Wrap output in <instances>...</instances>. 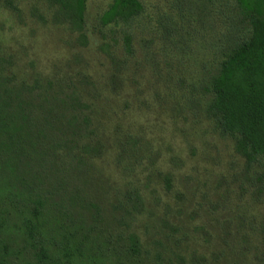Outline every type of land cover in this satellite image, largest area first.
<instances>
[{
  "label": "rangeland",
  "instance_id": "1",
  "mask_svg": "<svg viewBox=\"0 0 264 264\" xmlns=\"http://www.w3.org/2000/svg\"><path fill=\"white\" fill-rule=\"evenodd\" d=\"M112 2L86 0L81 31L56 21L53 0L0 4V60L18 82L81 89L105 148L43 178L61 188L41 239L61 255L67 227L70 264H264V179L207 119L198 89L239 21L234 0H141L134 18L103 24ZM4 182L10 262L32 264L24 216L5 198L22 186Z\"/></svg>",
  "mask_w": 264,
  "mask_h": 264
},
{
  "label": "trees",
  "instance_id": "2",
  "mask_svg": "<svg viewBox=\"0 0 264 264\" xmlns=\"http://www.w3.org/2000/svg\"><path fill=\"white\" fill-rule=\"evenodd\" d=\"M16 1L0 0V4L15 9ZM53 1L56 21L81 31L86 0ZM234 2L239 21L232 24V37L219 48V59L199 79L198 89L207 119L221 135L233 140L245 167L259 170L258 178L264 179V0ZM141 10V0H113L102 23L127 22ZM5 62L0 60V178L9 187L15 181L22 186L18 194L9 188L5 198L24 216L25 230L33 242L32 264H70L74 253L68 252L67 246L74 235L68 232L71 236L65 238L67 227L60 225L65 241L61 255L53 253L48 240L41 239L48 233V218L56 217L53 196L61 188L58 184L43 189L42 180L52 171L56 174L59 164L64 168L68 160L77 162V169L78 165H87L105 148L96 140L94 127H90V106L81 89L50 81L45 86L18 82ZM70 196L72 204L83 203L81 196ZM5 213L4 206L0 209V264H11L3 238ZM55 225L57 229L59 221ZM139 246V238L132 235L129 251L135 254Z\"/></svg>",
  "mask_w": 264,
  "mask_h": 264
}]
</instances>
